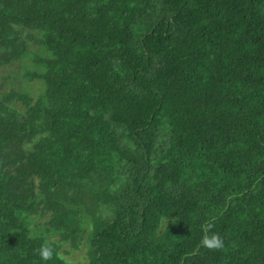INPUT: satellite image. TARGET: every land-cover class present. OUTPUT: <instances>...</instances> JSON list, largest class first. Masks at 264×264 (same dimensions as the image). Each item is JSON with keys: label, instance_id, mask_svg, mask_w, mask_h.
<instances>
[{"label": "trees", "instance_id": "obj_1", "mask_svg": "<svg viewBox=\"0 0 264 264\" xmlns=\"http://www.w3.org/2000/svg\"><path fill=\"white\" fill-rule=\"evenodd\" d=\"M83 243L264 264V0H0V264Z\"/></svg>", "mask_w": 264, "mask_h": 264}, {"label": "rangeland", "instance_id": "obj_2", "mask_svg": "<svg viewBox=\"0 0 264 264\" xmlns=\"http://www.w3.org/2000/svg\"><path fill=\"white\" fill-rule=\"evenodd\" d=\"M13 69H16V66H14ZM65 257L68 258L72 262V264L84 261L86 259L85 244L83 243L77 250H72L71 253L66 254Z\"/></svg>", "mask_w": 264, "mask_h": 264}]
</instances>
